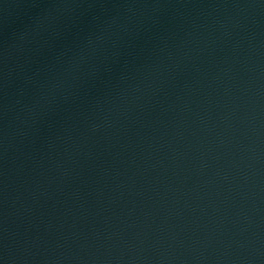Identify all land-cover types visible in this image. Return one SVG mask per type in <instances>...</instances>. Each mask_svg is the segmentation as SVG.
I'll return each instance as SVG.
<instances>
[{
    "label": "water",
    "instance_id": "95a60500",
    "mask_svg": "<svg viewBox=\"0 0 264 264\" xmlns=\"http://www.w3.org/2000/svg\"><path fill=\"white\" fill-rule=\"evenodd\" d=\"M0 264H264V0H0Z\"/></svg>",
    "mask_w": 264,
    "mask_h": 264
}]
</instances>
